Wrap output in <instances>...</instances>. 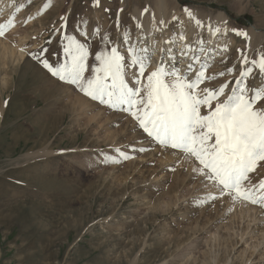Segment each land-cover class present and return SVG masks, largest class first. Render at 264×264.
<instances>
[{
    "label": "rangeland",
    "instance_id": "obj_1",
    "mask_svg": "<svg viewBox=\"0 0 264 264\" xmlns=\"http://www.w3.org/2000/svg\"><path fill=\"white\" fill-rule=\"evenodd\" d=\"M167 3V15L177 17H171L165 31V41L176 37L171 46L176 58L167 62L169 68L182 65L175 30L185 7L210 17L223 12L229 20L227 35L218 34L222 38L212 46L206 75L233 63L237 70L207 86L234 83L238 48L250 57L264 51V0ZM153 4L101 0L94 8L92 0H0V23L15 18L0 37V264H264L259 206L233 202L227 195L200 203L218 192L193 171L198 162L162 149L127 113L109 110L57 81L29 55L47 47L50 59L62 58V33L54 29L66 14L69 34L80 38L77 22L87 20L89 32L99 24L102 34L117 39L116 13L123 9L120 19L133 41L140 33L139 43L158 52L150 65L154 70L165 41L158 40L157 30L142 35L133 20L136 9L147 8L149 14ZM232 29L246 32L249 39ZM202 37L209 41L207 30ZM88 42L93 52L103 46L99 36ZM225 44L227 52L222 51ZM53 52L58 56L52 57ZM141 147L147 150L136 151ZM116 148L133 158L104 163L105 156L120 159ZM257 172L250 174L254 180L264 177V169L258 166Z\"/></svg>",
    "mask_w": 264,
    "mask_h": 264
},
{
    "label": "snow or ice",
    "instance_id": "obj_2",
    "mask_svg": "<svg viewBox=\"0 0 264 264\" xmlns=\"http://www.w3.org/2000/svg\"><path fill=\"white\" fill-rule=\"evenodd\" d=\"M50 6V2L45 4L41 12ZM100 6L101 0H92V7ZM122 11L118 9L116 13L117 39L110 33L102 34L99 24L89 32L87 20L77 22V27L81 28L80 38L69 34L66 14L60 17V27L54 29L62 33V58L50 59L47 47L29 55L57 81L109 110L127 113L136 127L162 149L170 148L184 159L198 162L193 171L210 181L218 192V195L209 193L200 203H214L227 195L233 202L250 203L264 212V177L254 180L250 175H259L258 166L264 169L261 163L264 162V51L250 57L247 50L238 48L240 68L234 83L226 81L218 87L207 86L218 77L231 76L237 69L233 63L225 71L206 75L211 50L202 38L203 30L207 29L211 38L218 34L226 36L228 29L205 23L185 7L183 11L200 31L195 33L194 45L186 41L184 32L175 30L183 42L179 55L184 67H167V62L176 58L171 47L176 43L174 36L160 49L157 67L146 72L156 49L139 43L141 36L133 41L131 30L122 25ZM147 11V8L143 10ZM172 19L175 21L177 17ZM14 23V17L0 23V37ZM159 24L163 27L156 30L163 32L167 25L163 20ZM136 28L142 30L143 26L137 22ZM232 32L249 39L242 30L232 29ZM97 36L103 46L93 52V45L88 41ZM46 43L51 44V41ZM228 50L225 44L222 51ZM51 55L58 56L55 52ZM229 88L226 98L221 99ZM146 150L141 147L136 151ZM115 151L120 159L105 156L103 162L120 163L133 158L120 148Z\"/></svg>",
    "mask_w": 264,
    "mask_h": 264
},
{
    "label": "bare ground",
    "instance_id": "obj_3",
    "mask_svg": "<svg viewBox=\"0 0 264 264\" xmlns=\"http://www.w3.org/2000/svg\"><path fill=\"white\" fill-rule=\"evenodd\" d=\"M153 9L151 11H149V14L146 12H143L142 10L136 9L133 12V20L135 23L140 22L143 26L142 30L144 31V34H149L151 32H155L157 28L163 27L162 25L159 24V22L161 20H163L165 22V24L167 25V27L164 29L163 32H160V35L158 36V40L161 41H165V39H167V36L169 33H166L165 31H167L166 29L169 28L170 25V19L172 16L167 15L168 14V3L167 0H154V4L152 5ZM104 9V8H103ZM60 13V12H59ZM143 13V14H142ZM196 16L201 19L202 21H204L205 23L211 22L214 26L215 25H219L222 24L224 27H227V23H228V18L226 17V15L223 12H218L215 16H205L203 14L200 13H195ZM122 18V17H121ZM122 20V19H121ZM183 21V22H182ZM181 24H180V28L179 30L184 32L185 36H186V41L192 43V38H190L189 36L192 35L193 39H196L195 33L199 32V29H196L194 27V23L189 20V18L187 17V15L185 14L182 19H181ZM153 24L156 25V27H153ZM222 27V26H221ZM207 30V29H204ZM203 30V31H204ZM229 30V29H228ZM253 31V28H252ZM252 31L249 34H252ZM228 33V32H227ZM254 31H253V36H254ZM140 36V33L138 34ZM148 36H151V34H149ZM220 39L222 38L221 36H215V37H211L209 38V41L207 42V45H209V47H207L208 49H212V46L214 43H217L218 40H216L217 38ZM203 38V37H202ZM252 38V35H251ZM225 42L227 43L228 40L225 38L224 39ZM223 40V41H224ZM218 45L220 46V43H218ZM172 46V45H171ZM183 47V42H179L178 44V48L175 50H180ZM215 47V45H214ZM174 51V48H172ZM13 50V49H12ZM8 53V52H7ZM158 52H156L155 54H157ZM160 54V53H159ZM11 55V54H10ZM13 55V53H12ZM158 55V54H157ZM177 55V54H176ZM12 57V56H11ZM209 57H210V52H209ZM208 57V58H209ZM156 57L154 58V64L156 65V62L158 60ZM17 62V61H16ZM186 63V62H185ZM173 64H171L172 66ZM170 67V65H169ZM176 67V66H175ZM184 67V63H182L181 68ZM152 70L151 67L149 68V71ZM147 72V71H146ZM146 141V140H145ZM167 153V152H166ZM240 205V204H239ZM242 206V205H241ZM246 207V206H245ZM243 208V207H242ZM258 210V209H257ZM262 217H260V219H264V212H262ZM257 217V216H256ZM253 218V215L252 217ZM254 221L257 220V218H253ZM236 244V242H235Z\"/></svg>",
    "mask_w": 264,
    "mask_h": 264
},
{
    "label": "trees",
    "instance_id": "obj_4",
    "mask_svg": "<svg viewBox=\"0 0 264 264\" xmlns=\"http://www.w3.org/2000/svg\"><path fill=\"white\" fill-rule=\"evenodd\" d=\"M237 20L240 21V22H242V20H240V19H238V18H237Z\"/></svg>",
    "mask_w": 264,
    "mask_h": 264
}]
</instances>
